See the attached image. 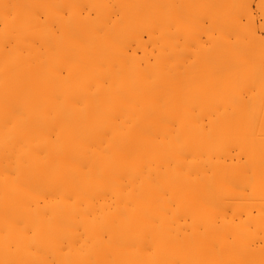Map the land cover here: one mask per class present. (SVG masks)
Masks as SVG:
<instances>
[{
    "label": "bare ground",
    "instance_id": "1",
    "mask_svg": "<svg viewBox=\"0 0 264 264\" xmlns=\"http://www.w3.org/2000/svg\"><path fill=\"white\" fill-rule=\"evenodd\" d=\"M206 1L0 0V264H229L220 84L264 36L252 1Z\"/></svg>",
    "mask_w": 264,
    "mask_h": 264
},
{
    "label": "rangeland",
    "instance_id": "2",
    "mask_svg": "<svg viewBox=\"0 0 264 264\" xmlns=\"http://www.w3.org/2000/svg\"><path fill=\"white\" fill-rule=\"evenodd\" d=\"M104 1H108V0H104ZM208 1H210V0H207L206 2H208ZM245 1L246 0H241V2H237V1H235V2L237 4V3H242V2L245 3ZM248 1H250V2H248ZM248 1H246V2L251 3V1H252V3L254 4V5H251V8H252L251 12L253 13V14L252 13L251 14L253 15L252 16L253 18L250 17L251 20H248L246 17H243V18H246L250 23V21L252 22V19H254L255 16L257 15L256 18L254 19V22H256V23H254V22H252V23L258 25V26L254 25L255 29H257V35L258 36H264V32H261V31H264V10L263 11H259L258 9L256 10V7H257L256 3L258 2V0H255L256 2L253 0H248ZM259 1H261V0H259ZM202 2H203V0H202ZM227 2H228V0H227ZM235 2H232V3H235ZM208 3L210 4V2H208ZM208 3H207V5H208ZM216 3H217L216 0H211L210 9H212L213 6H215L214 4H216ZM253 6H255V8ZM204 8H206V6ZM206 11H207V9H206ZM208 11H209V8H208ZM206 15L210 16V12H208V14H206ZM206 17L204 18L205 20H206ZM207 18H208V23H209L211 17H207ZM258 18H259V20H258ZM246 19L245 20L241 19L242 21L240 20V22H242L243 24L247 23ZM208 23H207V21L205 22L206 28H208ZM236 26L237 27L240 26V23L238 22V24H236ZM250 26L251 25H249V28H250ZM233 27H235V25ZM252 27H253V25H252ZM238 28H240V27H238ZM246 28L247 27H245V30H246ZM262 28H263V30H262ZM205 34H206V32H205ZM205 38L206 37L204 36L203 42L206 41ZM240 49L241 48L237 49V50H239V52L236 51L235 54L233 53L234 55L232 56V59L230 62L231 64L227 63L228 66L225 64L226 67H229L230 65L233 66V69L231 71L234 70L235 72L234 71L231 72L232 79L226 78L225 80L222 81L223 83H221V80H220V83H221L220 88L223 86L222 89H220V96L222 94L223 98L221 96V100H222L223 104L226 105V106L223 105L222 102L220 101V106L224 107V111H223V109H221L222 107H220V111L221 112L223 111L225 114V110H227L230 107L228 109V111L231 112L230 109H232V113H235L234 114L235 116L228 113L229 118H226V120H229L230 118H232V122H230L231 119L229 122H226V120H225V122L227 124L233 123V126L238 128L234 134L231 133L228 135V134H226L227 125L224 126V124H223L224 127H222L223 130H221V131L223 132L224 130H226V132L224 131L223 134H226L227 136H224L226 139H223L224 137L223 138L221 137L220 138V144H219V146H220V148H219V151H220L219 162H220V164L219 165H220L221 171H223L221 173H224V175L222 176V179H221L223 182L221 181L222 186L220 187L221 188L220 193H221V195L226 194V196L221 197V199H220V203H221L220 204L221 210L219 213V217H220L219 218V225L221 226L220 227V244H221L220 245V251H221L220 255H223V253H225L224 249L226 246L231 245L233 248V252L231 251L232 254L230 253L231 257L228 254L229 255L228 257H230L228 259V260H230L229 264H234L236 262L238 263L239 261H241V260H239L240 257L242 258V256H241L242 252H241V254H239L240 256L237 254L239 251V248H241L242 245L245 248L246 246H249L250 244H252V245H250L251 247L249 248L250 252L244 249L247 253L249 252L251 254L255 250V253L253 252V254H254L253 256L250 254L251 258H253V259L252 260L249 259L250 261L246 260V262L248 261L249 264H251V263H253V264H264V260H263L264 259V231H263L264 230V195H263L264 192H262V191H264V185H262L264 183L260 184V182L258 181L260 178L264 177V151H263V149H264V123L262 121V120H264V115H263L264 114V112H263L264 111V97L261 98V101L259 102L257 109L253 110L251 112L252 114L249 113L250 116L247 114L248 115L247 117H245L246 114H244L245 109L242 112L243 108H247V107H245L247 105V103H245L244 100L242 101L243 98L241 97V96H243L245 98V101H246L250 96L249 94L252 93L250 91L251 93L249 92L248 93L249 96H247L246 93L244 92V91H246V89L244 91L242 90V89H244V86L247 87L245 85L246 81L247 82L249 81V83L251 81L247 77H248V74H250L249 70L252 68H250V69L247 68V65H248L247 62H249V65L252 64V66L248 65V67H253L254 63H255V67L251 71L254 72V71L258 70V68H259L260 70H258L257 72L260 71L261 72L260 76L262 77V75L264 74V72H262L264 70V68H263L264 67V51L256 53L257 55L255 54V56L251 57V59H249L250 57L246 58L248 61H246V59H245V63H244V61L240 62L238 54H240V58H241V55L244 54V51H247V48L244 51L240 50ZM242 57H244V56H242ZM256 57H258V58L254 59ZM260 57L262 59H259ZM249 60H251L253 62H251ZM255 61L259 64H256ZM233 62H235V63H233ZM262 62H263V64H262ZM245 64H246V67L244 66ZM260 64H262V65H260ZM232 66H231V68H232ZM237 66H239L240 68L242 67V69L239 68V70H241L242 72L238 71ZM243 68H245V69H243ZM255 68H257V69H255ZM221 70L222 69L220 68L219 69V76L220 77L222 75L226 74L225 70H227V69L224 70V68H223L225 74H223V72H221ZM236 72L238 75L235 74ZM221 73H222V75H220ZM227 73H229V72H227ZM245 73L247 74V77H246ZM234 74L237 75V77H238L237 79L233 78V76H235ZM258 76L259 75H257L255 77V80L257 79L256 82H258V79H259ZM222 78L223 77H221L220 79H222ZM227 79H228V81H227ZM233 79L237 80V81H234ZM246 79H248V80H246ZM229 80L232 82L234 81V83H231ZM252 80H254V79H252ZM263 80H264V76L262 77V80L261 79L259 80V82L261 83L260 89H264V84L262 83ZM226 82H228V83L226 84ZM256 82L254 83L253 81H251V83H253V84H251V86L252 85L253 86L249 87V88H253V91H255L257 88ZM259 82H258V85H259ZM249 83H247L248 86H250ZM226 85L232 87V89L230 88L231 91L228 90L229 87H225ZM249 88H247V89H249ZM222 91L225 92L227 97L230 96V99H232V100H229V98H227L225 96V94L222 93ZM226 91H228V92H226ZM242 91H243V93H242L243 95L240 96L239 92H242ZM237 96H238V98H236ZM231 97H233V98H231ZM224 98L226 101L224 100ZM224 102H227L228 104L224 103ZM241 102H242V104H244V105L246 104V105L243 106L241 104ZM227 105H228V107H227ZM235 106H236V108H235ZM231 107H233V108H231ZM221 112H220V114H221ZM224 114H222V116ZM230 115H232V116H230ZM243 115H244V117H243ZM222 119L223 118H221V120ZM245 119H249V121L246 120L247 121V123H246ZM220 124H222V122ZM246 124L247 125L249 124L251 126L252 130H250V128H249V131H248L247 127H250V126L246 127ZM222 132H221V135H222ZM225 140H226V142H225ZM259 161H261V162H259ZM252 163H253V167H252ZM258 163H260V164H258ZM245 165L248 169L245 167ZM250 170H252V171H250ZM244 172H245V174H244ZM241 175L242 176L247 175V176H245V179H244V177H242ZM249 184H251V187L249 186ZM224 225H225V227H224ZM249 226H250V229L248 228ZM253 229H255V231H253ZM246 233H248V234H246ZM249 233H251L253 235V238L251 237V235ZM257 234H259V235H257ZM247 236H248V238H247ZM255 237L257 239H255ZM244 240H246V241H244ZM247 240L249 241V245H247L248 244ZM228 247H230V246H228ZM226 249H228V248H226ZM251 250H253V251L251 252ZM241 251H243V250L241 249ZM244 253H243V256H246V254L244 255ZM261 256L263 257V259L261 258L262 260H260V258H259ZM243 258H245V257H243ZM226 261L227 260H225V264H226ZM251 261H253V262H251ZM222 262H224V261H222Z\"/></svg>",
    "mask_w": 264,
    "mask_h": 264
}]
</instances>
